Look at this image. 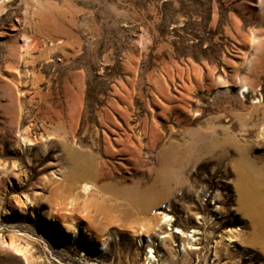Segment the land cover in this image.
<instances>
[{
	"label": "rangeland",
	"instance_id": "1",
	"mask_svg": "<svg viewBox=\"0 0 264 264\" xmlns=\"http://www.w3.org/2000/svg\"><path fill=\"white\" fill-rule=\"evenodd\" d=\"M250 34L264 42V0H0V264H264L242 203L246 172L264 179V43ZM60 143L157 196L144 211L91 200L70 230L49 206L32 215L22 202L52 199ZM80 219L93 245L82 228L70 242Z\"/></svg>",
	"mask_w": 264,
	"mask_h": 264
},
{
	"label": "bare ground",
	"instance_id": "2",
	"mask_svg": "<svg viewBox=\"0 0 264 264\" xmlns=\"http://www.w3.org/2000/svg\"><path fill=\"white\" fill-rule=\"evenodd\" d=\"M25 142L33 146L37 145V142L33 141V139H27ZM119 142L122 145L121 151L132 153L133 145L131 141ZM60 144L61 145H59V148L63 151L61 161L62 165H64L60 170L61 177L55 178L54 176H50L49 178H46L43 182V185L48 186L47 191L49 192L50 197L55 200L48 199L47 197H44L43 195H38L36 193L31 194V196L33 197H30V195L27 194L25 197L26 201L22 203L26 205V209L28 206V208L30 209L29 211H31L32 215L36 212L37 208L43 209L44 207L49 206L50 212L43 209L42 214L45 216L47 214L48 218L52 220L62 219L66 230H70L71 227H73V224L69 221L72 220V217L75 215L76 211L79 208H81L82 206L83 208H88L91 205V200H103L108 197L110 201L111 199L112 201H117V198L121 197L127 202V204L144 211L145 209H148L150 207L151 201L157 196V188L154 184H136L133 185L132 188L130 187V189L127 185L119 184V179H116L115 177V171L117 170L116 167L107 162L108 160L104 161V163L98 162L97 159L99 153H95L85 149H78L70 145L69 143ZM113 145L114 144L112 141H108V144L105 145L104 149L106 150L107 154L110 155V153L115 152V148L113 147ZM51 156H53V154L49 152L45 156V159H48ZM171 159L172 158L168 159L165 163L166 166H164L170 171H175L177 166L174 165L173 160ZM257 172L258 170L254 173L252 172V174L250 172H246L247 174H245V177L243 178L244 181L247 183L246 186L244 185L246 183L243 182V179H241V182L243 184V193H245V196L242 199V203L247 212L249 211L253 213V224L260 230L259 235H257L258 241L264 247V179L261 180ZM160 179H158L157 182H165V178ZM117 183L119 185H117ZM103 202L106 201L103 200ZM89 209L87 210L89 211ZM88 211L87 214L89 213ZM81 216L82 217L80 218L83 219V217H85L86 215L81 214ZM81 219L80 222H78L77 227L74 228V232H72V235L69 237L70 242L76 241L77 236L75 232L79 231V228H82V231H84L85 234H88L91 238L90 241H88L89 246L93 245V243L91 242V240L93 239L92 237H94L92 228L89 225L82 224L83 222ZM164 237L165 236H162L161 239L163 240ZM120 239L121 237H119L118 234H116L115 236L108 235L107 237L102 238L101 250L106 249L109 242H116V240ZM193 248H197V246ZM89 249L90 248H88V250ZM49 252L51 253V256L56 257L55 253L51 250V248ZM49 256H44L47 262L51 258H49ZM58 258V260L61 261L60 257ZM146 259L148 260V263L156 260L155 249H149V251H147ZM85 261L90 264L88 260ZM67 264L75 263L70 262ZM91 264L94 263L91 262Z\"/></svg>",
	"mask_w": 264,
	"mask_h": 264
},
{
	"label": "clouds",
	"instance_id": "3",
	"mask_svg": "<svg viewBox=\"0 0 264 264\" xmlns=\"http://www.w3.org/2000/svg\"><path fill=\"white\" fill-rule=\"evenodd\" d=\"M249 44L253 47L254 50L259 51L262 43L260 40L256 39L254 35L250 34L249 35V40H248ZM246 65H250L251 61H245ZM243 81L240 82V85L243 86Z\"/></svg>",
	"mask_w": 264,
	"mask_h": 264
}]
</instances>
